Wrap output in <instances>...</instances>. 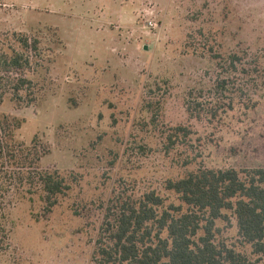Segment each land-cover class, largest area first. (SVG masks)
Wrapping results in <instances>:
<instances>
[{
    "label": "rangeland",
    "instance_id": "obj_1",
    "mask_svg": "<svg viewBox=\"0 0 264 264\" xmlns=\"http://www.w3.org/2000/svg\"><path fill=\"white\" fill-rule=\"evenodd\" d=\"M19 36L39 41L21 72L32 85L17 98V76L0 79V123L13 150L36 145L46 152L39 170L58 171L72 190L48 212L29 184L22 193L6 180L0 264H95L106 209L121 193L178 203L166 183L190 171L264 168V0H0V54L22 52ZM235 52L260 73L240 97L247 105L231 110L232 90L216 86L230 78L244 88V66L229 75L217 57ZM187 103L202 104V118ZM178 126L192 137L170 143ZM228 216L217 242L259 261Z\"/></svg>",
    "mask_w": 264,
    "mask_h": 264
},
{
    "label": "trees",
    "instance_id": "obj_2",
    "mask_svg": "<svg viewBox=\"0 0 264 264\" xmlns=\"http://www.w3.org/2000/svg\"><path fill=\"white\" fill-rule=\"evenodd\" d=\"M18 43L22 52L14 50L12 57L0 54V79H11L15 74L11 88L21 98V92L32 85L21 72L29 66V54L38 50L39 41L32 43L28 36H19ZM217 58L222 59L218 66L229 75L235 76L240 73L239 66H244V88L239 83L230 84L232 80L228 78L218 81L216 90L221 95L232 90L231 110L235 103L247 105L240 97L247 96L250 87L258 88L259 67L250 71L237 52L228 59ZM187 108L193 116L197 112V118L205 113L200 103H187ZM218 112L211 109L206 114L217 117ZM17 123L20 128L21 123ZM8 133L0 123V187L6 180L16 179L23 193L24 185L29 184L36 194H41L46 210L51 212L72 190V184L58 171L39 170L38 163L46 152L41 155L36 145L26 152L13 150L7 142ZM192 134L187 127L178 126L168 140L172 143L180 136L190 139ZM166 190L177 196L178 203L169 202L155 191L140 198L121 193L109 201L96 244L95 264H264V168L237 171L200 167L179 180H169ZM229 212L237 220L240 237L253 247L259 261L252 262L217 242L221 232L217 222L229 223Z\"/></svg>",
    "mask_w": 264,
    "mask_h": 264
}]
</instances>
